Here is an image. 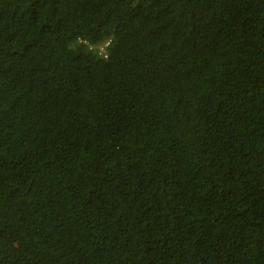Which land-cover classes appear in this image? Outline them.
<instances>
[{
    "label": "trees",
    "instance_id": "obj_1",
    "mask_svg": "<svg viewBox=\"0 0 264 264\" xmlns=\"http://www.w3.org/2000/svg\"><path fill=\"white\" fill-rule=\"evenodd\" d=\"M0 264H264V0H0Z\"/></svg>",
    "mask_w": 264,
    "mask_h": 264
},
{
    "label": "clouds",
    "instance_id": "obj_2",
    "mask_svg": "<svg viewBox=\"0 0 264 264\" xmlns=\"http://www.w3.org/2000/svg\"><path fill=\"white\" fill-rule=\"evenodd\" d=\"M107 44H108L107 41L103 42V44H102L101 46H99V51H102V49H103L105 46H107Z\"/></svg>",
    "mask_w": 264,
    "mask_h": 264
}]
</instances>
